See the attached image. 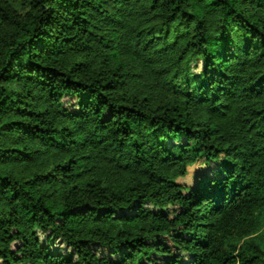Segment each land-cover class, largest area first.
Listing matches in <instances>:
<instances>
[{
  "label": "trees",
  "instance_id": "16d2710c",
  "mask_svg": "<svg viewBox=\"0 0 264 264\" xmlns=\"http://www.w3.org/2000/svg\"><path fill=\"white\" fill-rule=\"evenodd\" d=\"M0 264H264V0H0Z\"/></svg>",
  "mask_w": 264,
  "mask_h": 264
},
{
  "label": "rangeland",
  "instance_id": "374dc122",
  "mask_svg": "<svg viewBox=\"0 0 264 264\" xmlns=\"http://www.w3.org/2000/svg\"><path fill=\"white\" fill-rule=\"evenodd\" d=\"M207 168L208 167L206 166L204 162L198 161L197 163L189 167L190 174L186 178L180 179V181L187 185H192L195 181V177H196L195 175L200 174V173H206ZM62 248H65V247H62Z\"/></svg>",
  "mask_w": 264,
  "mask_h": 264
}]
</instances>
